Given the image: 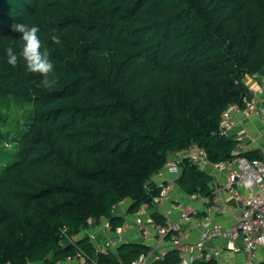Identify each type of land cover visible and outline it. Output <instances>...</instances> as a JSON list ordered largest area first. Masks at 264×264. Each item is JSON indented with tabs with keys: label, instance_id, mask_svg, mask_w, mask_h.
<instances>
[{
	"label": "trees",
	"instance_id": "obj_1",
	"mask_svg": "<svg viewBox=\"0 0 264 264\" xmlns=\"http://www.w3.org/2000/svg\"><path fill=\"white\" fill-rule=\"evenodd\" d=\"M19 23L40 28L54 87L22 58L7 64L11 40L21 51ZM263 67L264 0H0V264H57L79 249L122 264L146 251L124 241L95 254L90 225L121 226L122 201L130 214L154 206L149 181L171 152L197 144L210 161L232 158L220 114L244 105L245 76ZM211 179L184 159L176 182L212 198ZM178 259L170 249L152 264Z\"/></svg>",
	"mask_w": 264,
	"mask_h": 264
},
{
	"label": "built area",
	"instance_id": "obj_2",
	"mask_svg": "<svg viewBox=\"0 0 264 264\" xmlns=\"http://www.w3.org/2000/svg\"><path fill=\"white\" fill-rule=\"evenodd\" d=\"M259 90L261 95L244 99L243 106L230 104L220 114L221 134L230 136L229 132L240 125L232 137L236 141L232 158L210 161L203 147L192 144L171 152L154 174L157 179L154 186L159 188L154 197L157 211L169 201L171 191L175 189V193L186 197L187 201L183 202L177 198L178 193L171 201L172 209L178 211L177 215L161 224L150 216L147 203H143L131 216L124 217L123 224L115 230L111 229L107 219L101 218L97 224L92 223L102 235L100 241L95 239V231L89 232L90 240L95 243V254L108 253L126 241L128 233H135L148 249L122 264H152L166 255L168 248L160 245L166 242L169 248L179 252L175 264H192L197 259L227 264L224 256L230 253L241 254L240 264H264V145L241 125L242 119L250 116H258L264 125V77ZM252 150H257L259 156L248 158L242 154ZM184 159L210 174L212 198L196 192L185 193L180 189L176 179ZM221 191L228 194L232 205L222 207L216 200L215 195ZM219 212L229 213V220H212L213 214ZM194 229L197 230V237L191 240L187 236ZM71 260L73 264H97L96 259L83 249L78 250L74 259H67L61 264H70L68 261Z\"/></svg>",
	"mask_w": 264,
	"mask_h": 264
},
{
	"label": "crops",
	"instance_id": "obj_3",
	"mask_svg": "<svg viewBox=\"0 0 264 264\" xmlns=\"http://www.w3.org/2000/svg\"><path fill=\"white\" fill-rule=\"evenodd\" d=\"M263 80V77L261 76H250L248 78H246V83L249 86L252 95H261L259 87L260 84ZM252 136L256 137L260 143H262L264 145V125L261 123L260 119L258 116H250L248 118H243L242 119V124H241ZM240 125H237L234 129H232L229 132L230 137H233L236 135V132L238 130ZM156 177L155 175L152 176V178L149 181V185L150 186H154V183L156 181ZM220 181V180H219ZM176 189L174 191H171V196L169 201L166 202V205L164 204L163 206H161L160 208H158L159 213L164 217V219L169 220V216H171V218L175 217V211H177L176 209H172L171 207V201H174V197H176V195L179 193H175ZM216 200L222 205V207H225L227 205H232V201L230 199V197L228 196L227 193L221 191L219 193H217L216 195ZM128 206V202L124 201L123 203L117 205L114 208V212L117 215H123V217H127V216H131L132 213H126V208ZM158 207V206H157ZM230 218L229 213L227 212H219V213H214L212 216V220L215 221H228ZM98 236L96 240L100 241V237L102 236L99 232ZM129 235H126V241H131V242H140V237L135 234V233H128ZM189 239L194 240L197 237V230H193L192 233H189L187 236ZM94 242V240H93ZM160 245H164L168 248V250L172 249L169 248V245L166 243L164 244H160ZM241 254L240 253H230L228 255L224 256V259L226 261L227 264H240L241 262Z\"/></svg>",
	"mask_w": 264,
	"mask_h": 264
},
{
	"label": "clouds",
	"instance_id": "obj_4",
	"mask_svg": "<svg viewBox=\"0 0 264 264\" xmlns=\"http://www.w3.org/2000/svg\"><path fill=\"white\" fill-rule=\"evenodd\" d=\"M13 32L21 34L20 40L23 42L21 51L17 54L13 45L16 40H11V43L6 48L7 64L15 68L18 61L22 58L25 68L30 73L40 74L43 78L40 84L44 88H52L57 82L55 75L54 64L49 58L47 48L42 51V42L38 35L40 28L38 26H30L25 23L13 24L11 26ZM52 41L55 44H60L58 36L53 35Z\"/></svg>",
	"mask_w": 264,
	"mask_h": 264
},
{
	"label": "rangeland",
	"instance_id": "obj_5",
	"mask_svg": "<svg viewBox=\"0 0 264 264\" xmlns=\"http://www.w3.org/2000/svg\"><path fill=\"white\" fill-rule=\"evenodd\" d=\"M24 116H21V117H19V122L20 123H23V121H24V118H23ZM0 124H1V126L4 128L5 126H7V123L5 122V121H3L2 122V120L0 119ZM177 198L179 199V200H181V201H183V202H186L187 201V199H186V197L183 195V194H181V193H179L178 194V196H177ZM166 205V204H165ZM149 209L151 210V209H156V205L154 204V206L153 205H151V206H149ZM177 213H178V211H175V216L177 215ZM170 218H171V216H169ZM174 218V217H173ZM91 227L89 228V232H92V231H95V237L96 236H98V233H97V231H96V229H95V227H93L92 225H90ZM95 239H97V237L95 238ZM61 263H63V262H60V264ZM68 263H70V264H73V260H71V261H68ZM35 264H39V263H35Z\"/></svg>",
	"mask_w": 264,
	"mask_h": 264
},
{
	"label": "water",
	"instance_id": "obj_6",
	"mask_svg": "<svg viewBox=\"0 0 264 264\" xmlns=\"http://www.w3.org/2000/svg\"><path fill=\"white\" fill-rule=\"evenodd\" d=\"M258 75L264 77V67L259 71Z\"/></svg>",
	"mask_w": 264,
	"mask_h": 264
}]
</instances>
